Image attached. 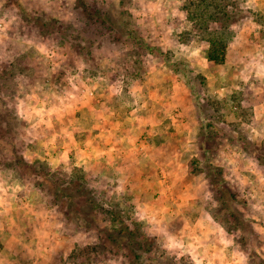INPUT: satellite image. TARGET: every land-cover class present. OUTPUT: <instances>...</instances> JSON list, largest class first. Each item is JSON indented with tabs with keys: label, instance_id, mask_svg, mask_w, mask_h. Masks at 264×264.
Listing matches in <instances>:
<instances>
[{
	"label": "clouds",
	"instance_id": "clouds-1",
	"mask_svg": "<svg viewBox=\"0 0 264 264\" xmlns=\"http://www.w3.org/2000/svg\"><path fill=\"white\" fill-rule=\"evenodd\" d=\"M0 264H264V0H0Z\"/></svg>",
	"mask_w": 264,
	"mask_h": 264
}]
</instances>
